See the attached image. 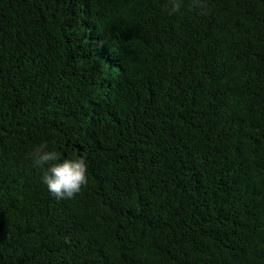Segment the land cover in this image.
Returning a JSON list of instances; mask_svg holds the SVG:
<instances>
[{"label": "trees", "instance_id": "trees-1", "mask_svg": "<svg viewBox=\"0 0 264 264\" xmlns=\"http://www.w3.org/2000/svg\"><path fill=\"white\" fill-rule=\"evenodd\" d=\"M172 2L0 0V264H264V0Z\"/></svg>", "mask_w": 264, "mask_h": 264}, {"label": "clouds", "instance_id": "clouds-1", "mask_svg": "<svg viewBox=\"0 0 264 264\" xmlns=\"http://www.w3.org/2000/svg\"><path fill=\"white\" fill-rule=\"evenodd\" d=\"M178 0H173L170 14L180 10ZM203 0H192L191 7L202 8ZM33 167L43 169L42 182L49 193L57 200H71L88 185V165L84 157L61 159L60 153L48 150L47 144H41L27 154Z\"/></svg>", "mask_w": 264, "mask_h": 264}]
</instances>
